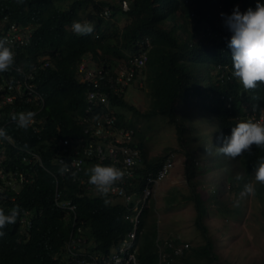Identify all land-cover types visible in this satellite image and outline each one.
<instances>
[{
	"label": "trees",
	"instance_id": "trees-1",
	"mask_svg": "<svg viewBox=\"0 0 264 264\" xmlns=\"http://www.w3.org/2000/svg\"><path fill=\"white\" fill-rule=\"evenodd\" d=\"M258 2L264 4V0H130L124 10L120 3L109 0H70L64 8L56 6L54 0H23V3L0 0V22L7 16L18 25L32 26L31 42L26 47L30 59H35L36 55L49 58V65L39 70L36 78L37 88L45 99L43 115L46 123L40 133L18 129L19 140L16 142L38 151L42 164L36 165V160L28 153L26 162L35 165L34 183L22 191L16 202L0 207L8 214L21 204L38 214L35 213L30 226L18 225L16 221L3 229L0 264H61V258L70 261L62 247L72 226L65 213L56 207L54 195L58 191L61 198L66 199L75 193L77 184L68 174L61 177L63 164H68L75 155L62 151L53 158L54 143L47 141L80 133L74 116L83 114L89 86L78 81V64L88 58L89 63L102 65L103 72L110 74L115 61H125L129 54L138 52L141 45L147 57L136 75H140L147 90V110L139 112L106 90L112 104L119 109L124 108L147 120L160 115L174 126L178 148L185 156L186 192L182 199L193 204L194 225L203 243L191 246L187 242L189 247L181 256L175 257L172 248L164 247L172 260L161 262L157 228L154 222L148 223L147 206L142 210L135 233L138 261L140 264H222L205 220L210 217L214 205L220 212L225 210L229 214L230 210L223 207L218 188L209 187L203 193L201 157H206L202 149L203 138L186 119L185 108L199 107V113H205V121L215 132L216 139L221 133L225 137L230 135L231 128L244 121L245 105L254 106L258 111L264 108V84L246 92L232 76L231 50L227 47L231 32L227 33L221 16V13L231 15L237 7L241 13L248 8L254 10ZM104 6L110 9L107 17L100 15ZM117 15L124 19L122 26ZM73 21L91 22L94 31L90 35L76 36L71 31ZM121 112L118 122L132 129L135 146L142 154V167L136 172L141 181L138 190L141 191L146 175L149 172L155 175L166 157H150L136 120H124L125 113ZM194 137L199 139L197 147L193 143ZM217 141L219 147L222 146L221 141ZM8 157L4 160V170L11 164L13 170L22 168L20 158L14 159V154ZM231 160L241 171L239 175L243 179L240 182H243L254 176L255 167L264 160V148L253 146L251 152ZM236 175L230 174L228 178L232 181ZM241 188L239 184L235 191L239 192ZM262 190L264 192V185ZM73 201L77 219L82 223L80 226L105 254L132 229V224L125 218L128 211L121 204L110 205L95 197L74 196Z\"/></svg>",
	"mask_w": 264,
	"mask_h": 264
},
{
	"label": "clouds",
	"instance_id": "clouds-1",
	"mask_svg": "<svg viewBox=\"0 0 264 264\" xmlns=\"http://www.w3.org/2000/svg\"><path fill=\"white\" fill-rule=\"evenodd\" d=\"M109 1L116 4L120 3L122 8L125 10L128 8L130 0ZM124 1L126 8L123 7ZM17 2L23 3V0H17ZM225 15L221 13L224 27L227 28V33L229 34V31L231 32V36L227 41V47L231 50L232 76L236 79L244 91L247 92L255 90L258 85L264 84V4L258 2L254 10L252 8H248L243 13H241L237 7L233 9L231 15ZM12 22L15 21H9L7 16H5L0 22V88L2 93L5 95V102L0 107V207L16 202L20 199L22 191L31 187L34 183L35 170L33 168L35 165L34 163L31 164V162H26L28 153L36 160V165L42 164L38 151L30 148H24L16 144L19 140L17 138V136H19L17 130L20 128L24 130L29 129L34 133H40L46 123V117L43 115L45 99L37 88L36 78L38 71L49 65V58L46 55H36L35 59H30V55L26 53V47H28L31 42L30 39L33 31L32 26L30 25H25L30 29L28 43L18 48L16 51L11 49V47L8 46L7 38H3V31L9 26V23ZM15 23L18 24L17 22ZM94 28L95 26L88 21H73L71 24V31L76 36L90 35L94 31ZM129 55L125 61H115L112 66V70H116L120 66H127ZM82 62H87L88 64L89 60L88 58L83 59L78 64L76 74L79 82H83L81 80L83 73L79 71V67ZM89 65L91 68L99 66L92 63H89ZM33 66H36V70L34 72L31 71ZM139 70L135 71L133 78L128 84L127 90L123 95L127 93L131 85L139 84L141 86L142 81L140 80V75H136ZM24 83L34 84L35 92H37V95L41 97V101H39L37 105L21 102L20 95L22 92V84ZM121 98L123 99L124 97L122 96ZM114 106L117 113L122 111L121 109L119 110L117 105ZM244 107V121H240L232 127L230 135L225 137L221 133V135L217 137V140L221 141L222 144V146L216 147V153L218 155H223L230 159H236L237 157L242 156L244 152H251L253 146L256 148H264V123L260 122L259 119L260 116H264V108L258 111L251 105H245ZM80 117L81 115L74 116V122L79 128V134L69 135L67 138H58L57 140L53 139L51 141H47L54 143H52L54 146L53 158L56 157L57 151L64 146V141L74 143V141L82 135V128L78 123ZM127 119L128 118L125 116L124 120ZM124 126L128 127L126 124ZM11 154H14V159H21L22 168L13 170L11 168V164L7 170H4V160H7L9 158L8 155ZM126 163L130 166L133 162L129 160ZM69 171L70 169L68 164L64 163L61 168V177L65 176L63 173H67ZM86 175L88 176V183L94 186L96 191L101 196H106L114 185L123 181L125 173L122 169L113 165H95L86 172ZM242 179L243 177L239 174L235 176V180L237 182ZM254 180L257 183L264 185V160H262L258 166L255 167ZM254 194L255 186L251 183L244 184L243 189L239 194V198H237L234 202V206L238 207L240 200ZM74 196L94 198L81 196L78 193V187H76V191L73 193V196L66 199L61 198V193L59 194L58 191H55L54 200L56 202V207L65 213L67 222H70L72 226V230L70 231L68 238L64 241V246L62 247L70 258V261L65 258H61V264H75L73 261L74 258L86 260L90 259V257H97V255L109 257L115 252L117 245L122 238L127 236V234L132 230L136 233L138 224L134 227V225L127 218V212L125 218L132 224V229L127 232L117 244L111 246L108 253H103L96 247L94 240L89 236L88 231L80 226L82 223L78 221L74 211L76 208L73 201ZM104 201L108 203L106 200ZM116 204L122 205L120 202L115 204L110 203V205ZM69 205H73L74 208H70ZM35 213L38 214L31 207H24L21 204L12 208L8 214H5L3 209H0V237L5 234L3 229H5L8 225H14L16 221L18 222V225L27 224L30 226L31 219L36 216ZM78 237L84 238V242L79 243L77 241ZM166 240H172L174 243L185 242L177 238H167L161 240L157 237L158 247L163 245ZM159 242H161V244H159ZM134 246L136 248L137 256L135 236ZM72 254H76V256L74 257Z\"/></svg>",
	"mask_w": 264,
	"mask_h": 264
},
{
	"label": "rangeland",
	"instance_id": "rangeland-1",
	"mask_svg": "<svg viewBox=\"0 0 264 264\" xmlns=\"http://www.w3.org/2000/svg\"><path fill=\"white\" fill-rule=\"evenodd\" d=\"M69 1L54 0V4L64 8ZM117 20L120 26L124 24L122 16L117 15ZM142 83V87L139 84L131 85L127 93L123 95L126 104L133 106L139 112L146 111L149 105L147 90L144 82ZM122 111L126 118L136 120V127L141 130L150 157L165 156L167 158L171 156L173 161L172 170L164 180L157 184L149 201L148 223H155L158 238L161 240L177 238L188 242L191 246L202 244L203 239L194 225L193 204L182 199V194L186 192L183 177L185 156L178 148L174 126L160 115L147 120L144 117L134 116L131 111L124 108ZM185 111H187L186 119L193 124L196 130H199L203 138L202 149L206 156L201 157L203 193L208 191L209 187L215 190L218 188V195L224 202L223 207L227 206L230 210L229 214L225 210L220 212L217 205H214L210 217L205 220L210 226L211 239L214 240L215 250L219 253L221 263L264 264V192L262 185L254 180V176H249L243 182L239 181L240 183L235 180V177H232L230 181L228 178L230 174L241 175V171L236 169L235 161L216 153V147H219L220 142L217 141L215 132L205 121V113L203 115L199 113L197 106L194 108L188 106ZM201 120L203 122H200ZM195 134L197 135V131ZM193 139L197 147L199 139L197 137ZM224 158L228 160H223ZM246 183L255 186V194L240 200L239 206L235 207L234 202L239 198ZM239 184L242 188L236 192L235 188Z\"/></svg>",
	"mask_w": 264,
	"mask_h": 264
},
{
	"label": "built area",
	"instance_id": "built-area-1",
	"mask_svg": "<svg viewBox=\"0 0 264 264\" xmlns=\"http://www.w3.org/2000/svg\"><path fill=\"white\" fill-rule=\"evenodd\" d=\"M123 7L126 8L125 1ZM109 13V7L105 6L100 15L105 17ZM3 35V38L6 37L8 40V46L16 51L28 43L30 29L12 22L3 31ZM141 46L138 52L129 55L127 66L111 70L110 74L103 72V67L91 68L87 62L80 64L79 71L83 73L81 80L89 86L85 96L86 107L78 121L82 128V135L74 143L64 141V146L57 151V153L72 152L75 155L68 163L70 171L63 174H68L77 184L78 193L81 196L99 197L109 204L122 203L128 211L127 218L134 227L139 222L142 210L148 206L157 184L168 176L173 166L171 156L167 157L155 175L151 172L146 175L144 188L141 191L138 190L141 181L136 176V172L138 167H142V154L135 146L132 129L118 122V113L108 95L109 90L121 98L126 92L135 74L134 71L141 69L146 61L147 52L143 49V45ZM35 70L36 66H33L31 71ZM34 88L33 83L22 84L21 102L37 105L41 101V97L37 95ZM4 102L5 95L0 88V107ZM259 119L264 123V116H260ZM57 160L61 161L58 157ZM129 160L133 162L130 166L126 163ZM95 165H113L125 173L123 181L114 185L106 196H101L95 187L88 183L86 172ZM69 206L74 208L73 205ZM134 236L135 231L132 230L120 240L115 252L109 257L97 255L86 260L74 258L73 261L75 264H140L136 256ZM84 240L82 237L77 238L79 243ZM164 247L172 248L175 257L181 256L189 244L174 243L172 240L164 241L163 245L159 246V257L161 262L169 263L172 258L164 251ZM72 255L76 256V254Z\"/></svg>",
	"mask_w": 264,
	"mask_h": 264
}]
</instances>
